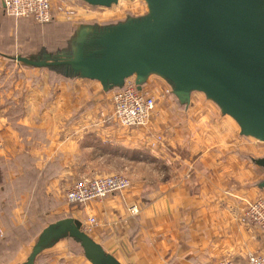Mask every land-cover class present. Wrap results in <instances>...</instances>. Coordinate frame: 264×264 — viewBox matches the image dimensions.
I'll return each instance as SVG.
<instances>
[{
    "label": "crops",
    "instance_id": "1",
    "mask_svg": "<svg viewBox=\"0 0 264 264\" xmlns=\"http://www.w3.org/2000/svg\"><path fill=\"white\" fill-rule=\"evenodd\" d=\"M54 14L34 28L26 24L33 18H19L27 29L16 33L0 28V53L20 36L61 46L72 33ZM152 76L164 80L151 75L147 86ZM20 84L1 90L0 83V211L9 213L10 227L44 230L66 217V191L83 176L121 172L128 189L79 204L72 217L95 216L90 236L122 264H244L264 249V231L241 221L246 203L264 197V168L246 156L248 142L231 116L194 93L187 106L174 95L157 104L149 125L131 128L116 122L113 109L92 106L107 92L97 80L45 71V87L21 93ZM67 238L35 264H92L63 249ZM34 245L0 242V260L27 261Z\"/></svg>",
    "mask_w": 264,
    "mask_h": 264
},
{
    "label": "water",
    "instance_id": "2",
    "mask_svg": "<svg viewBox=\"0 0 264 264\" xmlns=\"http://www.w3.org/2000/svg\"><path fill=\"white\" fill-rule=\"evenodd\" d=\"M110 7L119 0H82ZM148 12L113 24H82L57 52L43 48L16 61L65 77L97 80L104 90L135 77L141 89L151 75L164 79L182 105L202 92L264 142V0H145ZM264 168V157L255 159ZM264 188V180L259 183ZM80 243L92 264H122L72 218L44 228L22 264L62 238Z\"/></svg>",
    "mask_w": 264,
    "mask_h": 264
},
{
    "label": "rangeland",
    "instance_id": "3",
    "mask_svg": "<svg viewBox=\"0 0 264 264\" xmlns=\"http://www.w3.org/2000/svg\"><path fill=\"white\" fill-rule=\"evenodd\" d=\"M51 1L53 4V9L54 8L57 9V11L61 15H63L62 16L63 18L61 17L60 19L63 20L66 24H68L67 26L70 28V32L72 33V35L74 34L75 30L82 24H95V23L100 25L113 24L125 20L128 16H142L148 12V6L145 0H119L118 3L113 4L110 7L92 6L85 3L82 0H51ZM21 20H25V19L10 17L2 10V8H0V28L6 27L7 29H12L13 31H15V33L16 31H18V28L19 30H21L22 28L27 29V25L19 24L21 23ZM29 21L30 23L27 22L26 24H28L30 28H34V26L38 24L31 19ZM71 36H67L66 40L63 42L61 46L48 45L46 46V48L49 51L54 50L52 52H57V50L59 51L65 49L68 46V41L70 40ZM24 38L25 36L18 37L17 38L18 41L16 39V41L9 46V52L7 54L0 53V83L2 85L1 90H5V89L10 90V88L13 87L15 84H17L18 82H21L20 87L17 88L18 92L23 93L27 91H34L36 89L39 90L42 87H45V71L52 73L49 70H45V68H39V69L37 68V70H30L31 68L29 66H26L21 62L16 61L15 56L17 55H23V56L35 55L38 54L44 48L43 44L34 43L32 41L30 42L28 39L25 40ZM153 79H157L156 76H152V80L150 81L151 83H149V86L153 87L158 85L159 91L163 88V85H165V83L168 84L165 80H163V82H160V84H157L153 82ZM115 91L116 88L107 91L105 95L101 97V99L96 101V103L92 102L93 103V104L91 103L92 106H97L103 109H113V96ZM194 97L196 98V100L202 101L205 107H210L220 110V108L213 101L208 99L204 93L194 92ZM166 98L175 99L176 97L174 95H169L166 97L161 96L157 104H160L161 107H165ZM21 104H19L18 101L17 106H20ZM181 106H185V105H181ZM243 141H247L249 146L246 152V156L248 155V151H250L251 152L250 155L253 156L254 158L264 157V142L259 141L254 137H248V136H244ZM114 173L123 174L121 172H114ZM114 173H99L95 176L108 175ZM260 179L261 178H259V180ZM65 202H66L67 210H66V217L64 218L72 217L73 211H76L77 209L82 208V206H85L79 204H71L67 201V199L65 200ZM8 215L9 213L7 211H4V209L3 211H0V223L4 231V237L0 239V242H3L5 240L7 241L9 239V240H13L16 243L18 242H22L26 244L28 243V246L30 245L29 246V251H30L31 250L30 248H32L31 245L35 244L43 229L42 228H29V229L12 228L9 226L11 222L9 220ZM89 217L86 219V221L84 219H81V222L84 231H86L90 235L92 229L98 224V220L96 225L90 227ZM29 242H31L32 244L31 243L29 244ZM63 243H65L63 249L66 252L80 251L81 254L84 256L83 248L74 239L67 238L64 240ZM258 253L264 254V249L259 251ZM25 261L26 259L23 261H15L8 259V260H0V264H19ZM41 264H45V259L44 262L41 261Z\"/></svg>",
    "mask_w": 264,
    "mask_h": 264
},
{
    "label": "built area",
    "instance_id": "4",
    "mask_svg": "<svg viewBox=\"0 0 264 264\" xmlns=\"http://www.w3.org/2000/svg\"><path fill=\"white\" fill-rule=\"evenodd\" d=\"M6 14L14 18L31 17L37 23H50L55 14L51 0H3ZM70 13V12H68ZM173 94L169 84L159 91L157 86L138 88L135 77L127 78L123 87L116 89L113 96L112 117L125 127H145L150 124L158 100L161 96ZM158 141L162 136L157 135ZM155 144V143H154ZM131 180L119 173L85 176L66 191V199L71 204H86L128 189ZM135 212L134 208L132 209ZM241 221L264 230V197L248 201L242 209ZM97 224L94 216L89 217V226ZM4 231L0 223V239ZM216 264H238L230 258L219 260ZM244 264H264V254L250 253Z\"/></svg>",
    "mask_w": 264,
    "mask_h": 264
},
{
    "label": "trees",
    "instance_id": "5",
    "mask_svg": "<svg viewBox=\"0 0 264 264\" xmlns=\"http://www.w3.org/2000/svg\"><path fill=\"white\" fill-rule=\"evenodd\" d=\"M6 13V12H5ZM45 49H47V48H45ZM47 51H49L48 49H47ZM49 52H52V51H49ZM53 72V71H52ZM55 73V72H54ZM60 75V74H59ZM63 76V75H62ZM65 77V76H64ZM66 78H69V77H66ZM72 78H75V77H72ZM115 89V88H114ZM116 89H119V88H116ZM80 244V243H79Z\"/></svg>",
    "mask_w": 264,
    "mask_h": 264
}]
</instances>
